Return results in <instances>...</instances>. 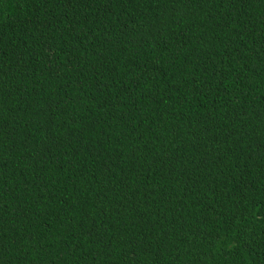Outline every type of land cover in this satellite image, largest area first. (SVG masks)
I'll list each match as a JSON object with an SVG mask.
<instances>
[{
    "label": "trees",
    "instance_id": "obj_1",
    "mask_svg": "<svg viewBox=\"0 0 264 264\" xmlns=\"http://www.w3.org/2000/svg\"><path fill=\"white\" fill-rule=\"evenodd\" d=\"M0 264H264V0H0Z\"/></svg>",
    "mask_w": 264,
    "mask_h": 264
}]
</instances>
